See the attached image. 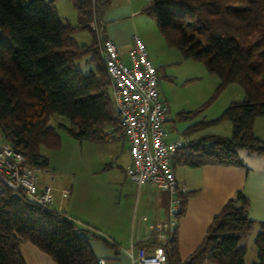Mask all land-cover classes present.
<instances>
[{
	"label": "trees",
	"instance_id": "trees-1",
	"mask_svg": "<svg viewBox=\"0 0 264 264\" xmlns=\"http://www.w3.org/2000/svg\"><path fill=\"white\" fill-rule=\"evenodd\" d=\"M55 1L0 0V136L38 168L47 164L42 149L60 145L59 134L48 124L51 115L64 117L68 125L60 126L78 141L111 140L105 129L119 127L96 38L88 26L93 14L102 16L109 0H70L75 24L61 21ZM146 2L142 12L153 14L167 44L183 60L202 62L218 78L209 101L232 83L240 85L244 93L219 117L201 120L184 132L188 135L228 120L229 136L200 135L176 150L170 162L176 157V162L190 167L243 166L239 149L264 154V140L253 132L255 118L264 117V0ZM83 29L91 34L89 44H79L75 38ZM82 60L90 65L87 73L79 69ZM201 110L180 111L176 116L189 120ZM191 194L178 193L181 210ZM248 208L247 196L236 191L182 262L176 256L175 237H171L168 263L243 264L246 247L240 245V239L257 224L254 264H264V222L252 220ZM78 229L63 212L29 203L22 193L0 189V264H25L20 252L25 241L56 264H99L88 234L79 236Z\"/></svg>",
	"mask_w": 264,
	"mask_h": 264
},
{
	"label": "crops",
	"instance_id": "crops-1",
	"mask_svg": "<svg viewBox=\"0 0 264 264\" xmlns=\"http://www.w3.org/2000/svg\"><path fill=\"white\" fill-rule=\"evenodd\" d=\"M143 4L144 0H109L101 21L105 37L112 39L121 50L130 47L133 35L140 37L154 65L159 58L150 52L151 42L144 28L145 19L141 17ZM55 6L57 9L56 3ZM196 118L190 119L193 123L189 125L175 124L167 106L165 141L180 139L184 147L200 135L211 134L208 131L210 126L184 134L186 128L199 122ZM261 122L264 131V121ZM108 130L111 129L106 128L105 132ZM254 134L264 139L261 134ZM98 143L104 146L103 158L92 164L93 171L84 185L74 180L49 185L55 196L54 207L68 215L81 230L87 231L93 254L105 264H132L127 254L131 245L150 252L156 245L155 230L159 225L166 235L172 232L177 259L184 261L202 241L212 218L236 191H241L249 199L248 216L256 222H264V154L241 152L250 161L243 162V166L207 164L190 167L176 162L173 157L171 167L177 186L183 187V194H192L187 197L174 227H171L167 224L168 193L149 183L137 186L127 178L124 169L130 164V154L126 139L120 137ZM64 187L70 189V194L61 199L59 190ZM258 231L256 224L251 231L252 239ZM243 236L240 245L245 246ZM20 252L25 264H56L27 241L21 242ZM201 264L215 263L204 261Z\"/></svg>",
	"mask_w": 264,
	"mask_h": 264
},
{
	"label": "built area",
	"instance_id": "built-area-1",
	"mask_svg": "<svg viewBox=\"0 0 264 264\" xmlns=\"http://www.w3.org/2000/svg\"><path fill=\"white\" fill-rule=\"evenodd\" d=\"M88 26L95 35L112 103L119 117L118 129L108 130L107 139H126L130 164L124 172L131 182L137 186L149 183L168 193L167 224L174 227L181 210L178 193H183L184 189L177 186L170 160L172 154L183 146V141L167 142L164 139L167 105L158 90L156 69L140 37L133 35L130 47L121 50L112 39L103 36L101 17L93 14ZM37 171L38 167L28 163L0 136V189L22 193L29 203L62 212L54 207L53 188L38 183ZM69 194L68 187L59 190L61 199L68 198ZM76 234L84 236L87 231L78 229ZM155 235L157 242L150 252L130 246L127 254L132 264H169L167 251L172 232L166 235L159 225ZM98 262L105 264L101 258Z\"/></svg>",
	"mask_w": 264,
	"mask_h": 264
},
{
	"label": "rangeland",
	"instance_id": "rangeland-1",
	"mask_svg": "<svg viewBox=\"0 0 264 264\" xmlns=\"http://www.w3.org/2000/svg\"><path fill=\"white\" fill-rule=\"evenodd\" d=\"M55 3L61 21L75 24L76 12L70 0H56ZM146 3L144 0L143 8ZM141 17L145 19L144 28H146L151 42L150 52L156 53L159 58L158 61L153 62L158 78V90L167 103L169 114L174 117L175 124L189 125L193 123L190 119H178L176 115L180 111L196 110L202 107V110L196 115V120H213L221 115L231 101L242 99L244 94L242 87L232 83L225 86L209 101L218 84V78L213 74H209L202 62L189 59L183 60L180 52L175 47L167 44L163 35L159 32L151 12L143 11ZM75 38L79 44H89L91 34L88 30L83 29L75 33ZM89 67L90 65L83 60L79 64L82 73H87ZM254 121V133L261 134L260 136L264 138L261 122L264 121V117H257ZM48 124L54 127L59 134L60 145L56 149H42L41 153L47 158V164L38 168V183L54 186L56 184L60 185L64 181L74 180L79 185H84L89 174L93 171L92 164L102 160V147L104 146L97 142L78 141L73 138L60 126V124L68 125V121L60 115H51ZM208 131L212 132L211 134L227 137L231 132V124L228 120H220L211 125ZM241 152L247 154L249 152L245 149L238 150L242 163H249L250 161ZM252 233L244 234L245 238L242 241L247 249L244 264H254L256 262V249L253 244L255 235L252 239Z\"/></svg>",
	"mask_w": 264,
	"mask_h": 264
}]
</instances>
